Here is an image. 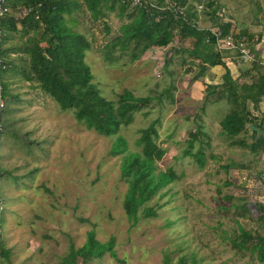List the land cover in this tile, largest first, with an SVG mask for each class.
<instances>
[{"label": "rangeland", "instance_id": "obj_1", "mask_svg": "<svg viewBox=\"0 0 264 264\" xmlns=\"http://www.w3.org/2000/svg\"><path fill=\"white\" fill-rule=\"evenodd\" d=\"M188 1L196 6L203 2ZM218 2L223 4L215 13L218 22L229 21L235 32H256L259 41L248 42L246 47L253 45L254 53L261 41L264 49V0ZM8 10L16 15L24 13L21 7L8 6ZM198 13L200 27L219 30L210 13ZM120 22L109 12V31L103 29L101 21L91 18L76 23L91 42L85 61L100 93L114 102L125 88L137 96L153 90H166L175 96L174 101L167 96L162 101L153 99L119 129L128 149L139 150L136 140L141 128L157 118L160 151L154 168L165 171L171 167L175 177L144 204L153 206L154 214L143 215L141 205L137 218H129L122 204L127 182L120 173L121 154L110 152L116 136L87 128L73 109H62L38 85L17 72H7L9 90L18 97L11 102L13 128L28 131L30 140L39 144L24 146L13 136L0 149V169L12 171L0 180L6 195L0 199L1 241L10 249L7 258L0 256V264H67L63 257L68 256L70 245L84 244L92 228L101 241L114 237L112 249L84 264H177L181 255L186 256L184 264H192V258L197 264H264L256 256H240L229 241L240 224L264 234L257 219L259 211L251 204L254 200L264 202V160L254 166L259 171L241 170L238 161L249 159L250 150L231 144L232 136L222 130L225 106L214 102L213 94L202 106L205 84L222 81L224 67L218 65L193 79L199 59L191 64L187 53L158 46L135 60L129 59L127 49L116 47L115 59H106L105 42L118 33ZM25 38L17 31L6 44L16 45ZM189 41L185 39L183 46ZM228 50L223 52L226 65L239 54L238 48ZM11 56L21 53L11 52ZM167 57L171 59L166 62ZM193 130L199 132L190 134ZM188 140L193 141V151H203V163L186 153ZM227 177L233 183L226 182ZM230 194L233 198L227 196ZM242 198L250 201V214L236 217L235 204ZM76 259L83 264L81 255Z\"/></svg>", "mask_w": 264, "mask_h": 264}, {"label": "trees", "instance_id": "obj_2", "mask_svg": "<svg viewBox=\"0 0 264 264\" xmlns=\"http://www.w3.org/2000/svg\"><path fill=\"white\" fill-rule=\"evenodd\" d=\"M218 1L203 0L202 9H198L196 4L188 0H156L155 3L143 2L141 5H133L132 0H5L4 6L7 9L0 15V99H3L0 106V149L13 136L24 146L39 144L30 140L28 131L20 127L13 128L11 102L18 100V97L10 92L6 73L17 72L38 85L62 109H73L77 119L83 121L87 128L116 136L111 142L110 152L121 154L120 173L127 182L122 204L127 216L136 219L141 205L143 215L151 216L155 213L153 206L144 204L161 185L175 177L171 167L165 171H156L154 168L155 157L160 151L156 141L157 118L141 128L136 140L139 150L128 149L126 139L119 133V129L129 124L134 119V113L146 107L153 99L162 101L167 96L174 101L175 96L166 90H153L152 93L137 96L130 88H125L119 93L117 102H114L100 93L93 81L91 68L85 61V52L91 48L90 39L85 31L76 27V23L91 18L94 22L101 21L103 29L109 31L107 17L109 12H113L121 22L118 33L105 42L106 59H115L113 54L116 47L127 49L129 59L135 60L153 46H158L166 47L172 52L187 53L191 64L199 59L193 79H198L210 66H223L222 81L206 84L207 94L204 95L202 106L210 100V94H213V100L227 98L231 108L220 125L223 131L232 136L230 143L255 153L264 152V133L256 137V131H253L251 140L237 136L242 131H249L248 122L257 120L251 113L249 103L252 101L253 106H257L264 95V71L251 83L233 78L224 59V53L229 50L215 48L216 36L210 27H200L198 11L210 13L213 24L220 26L223 35L229 32L236 37L244 35L247 43L259 41V35L255 37L254 32L249 33L245 29L235 32L230 29L229 21L218 22L219 18H215V13L223 7ZM8 6L21 7L24 13L16 15L8 10ZM86 29L91 30V27L86 26ZM17 31L26 38L19 44L7 45L6 42ZM185 39L190 41L183 46ZM251 49H255L253 45ZM11 52H19L21 56H11ZM254 55L258 58L260 54ZM168 59L171 57H167L165 61ZM182 62H187V59ZM262 66L259 64V67ZM188 69L191 71L192 65ZM197 132L199 130H193L190 134ZM188 141L186 153L194 156L198 163H203V151L200 148L193 151V141ZM11 173L9 169L1 168L0 180ZM226 182L233 183L229 177ZM2 187L0 183V199L4 200L6 195L2 192ZM227 196L233 198L231 194ZM241 200L235 204L234 214L236 217H247L250 214V201L245 198ZM252 203L259 211L257 219L260 225L264 226V202L254 200ZM250 216L252 217V213ZM113 239L114 237L107 241L99 240L92 228L87 232L84 244L79 247L70 245L68 256H64L63 261L67 264H80L76 259L78 254L82 256L83 264L91 257H100L106 249H112ZM229 241L231 247L240 252V256H256L264 262V234L240 224L231 232ZM9 251L3 245L0 233V256L7 258ZM167 257L166 253L164 258ZM185 259L186 256L181 255L177 264H184ZM191 260L192 264H197L194 258Z\"/></svg>", "mask_w": 264, "mask_h": 264}, {"label": "crops", "instance_id": "obj_3", "mask_svg": "<svg viewBox=\"0 0 264 264\" xmlns=\"http://www.w3.org/2000/svg\"><path fill=\"white\" fill-rule=\"evenodd\" d=\"M254 33H256V32H254ZM257 47H259V48H257L258 50H256V52L254 51V53L263 55L264 49H261V48H263L261 46V41H260V44L257 45ZM260 55H258V56H260ZM227 65L232 70L231 72L234 73V75H232L233 78H236L239 81L245 80L249 83L253 82V80L256 77H258L261 73H263V71H264V66L259 67L258 62L245 61L242 58L241 59L238 58V55L235 56V60L230 61V63H227ZM255 65H258V66L256 67ZM213 67H218V65L208 67L206 72L209 70H212ZM214 81L215 80H211V82H214ZM208 83H210V82H208ZM215 83H218V82H215ZM204 87H206V84ZM213 101L218 102L219 105L225 106L224 111H226V110L227 111L223 114V116H222V118H223L231 108V105H230L228 99L227 98H221V99H217V100H213ZM249 106H250V110H251L252 115L255 116L257 118V120H256V122H248V124L253 123L255 126H257L260 129V133H259V135H260L261 133H264V95L262 96V99H260V101L258 102L257 106L254 107L252 101H250ZM253 131H256V130H250L249 129V131H242L240 134H241V136H244L247 140H251L252 139L251 133ZM259 135H257V131H256V137H258ZM248 157H249V159H245V158L241 157V160L238 161L239 162L238 167L241 170H251L250 172H253L255 170L259 171V168L254 169V166L262 164V162L264 160V152H261V153H257V152L255 153L254 152L253 153L252 151H249Z\"/></svg>", "mask_w": 264, "mask_h": 264}, {"label": "built area", "instance_id": "obj_4", "mask_svg": "<svg viewBox=\"0 0 264 264\" xmlns=\"http://www.w3.org/2000/svg\"><path fill=\"white\" fill-rule=\"evenodd\" d=\"M5 0H0V15L7 9L6 6H4ZM156 0H132L133 5H141L143 2H150L155 3ZM203 2H200L197 5L198 9H202ZM222 10H225L224 8ZM216 36L215 40V48L217 49H232V48H238L239 50V56L243 57L242 59L248 62H258L259 64L264 65V54L260 55L258 58L255 57L254 53L252 52L250 47H246V36L242 35L239 38H235L231 32L223 35L221 29L219 28L218 31L212 29ZM2 102H0L1 106ZM264 176V173H263Z\"/></svg>", "mask_w": 264, "mask_h": 264}, {"label": "water", "instance_id": "obj_5", "mask_svg": "<svg viewBox=\"0 0 264 264\" xmlns=\"http://www.w3.org/2000/svg\"><path fill=\"white\" fill-rule=\"evenodd\" d=\"M248 128H249L250 130H256V131H257V135H259V133H260V129H259L257 126H255L253 123H249V124H248Z\"/></svg>", "mask_w": 264, "mask_h": 264}]
</instances>
